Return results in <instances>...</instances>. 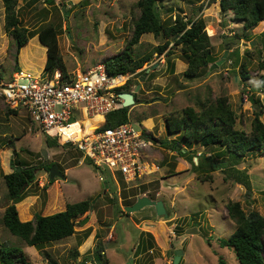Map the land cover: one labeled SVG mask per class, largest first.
I'll use <instances>...</instances> for the list:
<instances>
[{"label":"rangeland","instance_id":"374dc122","mask_svg":"<svg viewBox=\"0 0 264 264\" xmlns=\"http://www.w3.org/2000/svg\"><path fill=\"white\" fill-rule=\"evenodd\" d=\"M31 1L17 0L16 5L22 25L32 34L29 44L20 49L18 68L24 73H41V77L45 76V55L37 44L36 33L40 28L52 24L60 29V53L67 71L75 74L121 53L129 44L134 21L140 14L136 7L139 0ZM163 3L162 7L157 1L164 25H172L177 17L187 21L200 16L215 62L221 60L225 52L226 56L217 68L210 70L211 64L198 78L187 79L183 74L187 66L181 57V47L171 43L162 55L156 54L155 49L167 39L163 34L148 33L130 47L136 58L152 54L148 65L132 73V81L138 85L144 76H140V72L149 70L136 95L139 103L129 107L128 117L136 130L144 128L154 138L146 167L152 172L158 166V170L142 176V180L125 183L126 188H123L118 172L112 174L106 168H95L79 151L48 148L44 135L31 124L25 111L8 115V108L0 100V248H20L30 264H104L105 261L108 264H173L177 249L182 251L177 264H219L220 261L238 264L234 252L219 245V239L228 238L236 228L226 205L239 202L245 213L255 211L264 217V151L248 152L237 165L249 176V191L225 179L223 170L216 164H212L215 170L210 171V178L198 176L193 168L195 171L198 160L202 161L210 151L198 145L187 146V154L179 157L166 146L180 139V133H168L166 119L183 116L185 108L200 112L201 107L224 97L235 115V129L249 132L257 109L261 111L260 121L264 124V24L246 31L232 11H220L218 0H164ZM168 51L172 52L169 57ZM13 57L14 46L4 30V8L0 0L1 79L17 72ZM168 62L174 66L177 63L173 73ZM243 63L245 79L240 75ZM137 85H133L131 92ZM57 140L63 141L62 138ZM44 150L47 158L43 156ZM15 158L33 166L47 159L46 163H53L65 175L63 180L50 181L44 169L36 172L27 197L15 204L21 221L63 211L67 204L90 201L91 209L76 219L75 233L71 237L38 249L27 246L3 226L2 216L11 205L3 175L12 172ZM203 164L210 170L207 162ZM142 191L154 194L155 201L163 202L165 217L157 216L153 207L131 214L124 211L123 194L132 201L135 194ZM86 218L88 220L82 224ZM191 228L197 233L186 234ZM87 231L89 235L83 239ZM142 232L150 233L155 245L152 251L136 256ZM262 240L264 243V235ZM99 246L104 250L101 261L94 257V249Z\"/></svg>","mask_w":264,"mask_h":264},{"label":"trees","instance_id":"16d2710c","mask_svg":"<svg viewBox=\"0 0 264 264\" xmlns=\"http://www.w3.org/2000/svg\"><path fill=\"white\" fill-rule=\"evenodd\" d=\"M37 0H32L34 3ZM48 3L52 0H46ZM160 5L164 6V0H139L136 7L140 14L134 21V28L129 44L116 56L109 57L104 61L108 74L111 76L118 74H132L141 69L145 64H149L152 54H145L136 58L130 47L139 43L142 36L152 33L155 36L163 34L167 39L164 45L155 49L157 55H162L169 44L173 43L175 47H181V57L186 63L184 76L187 79H194L200 76L202 70L213 64L216 60L211 55L209 47V38L204 31L205 23L199 16L195 19L184 21L177 17L172 25L166 26L160 19L158 12ZM4 8V30L10 37L14 46L15 69L18 68V55L20 49L29 41L32 35L26 27L22 25L19 19V11L16 10L17 0H2ZM220 11H232L236 20L241 21L246 31L255 28L258 24H264V0H218ZM201 8V6H200ZM60 29L52 24L44 26L38 30L36 36L42 46L46 48V62L44 72L49 78L55 72H60L62 80H69L73 75L67 71L64 59L60 53L58 45V35ZM264 34V32H263ZM167 57L172 52H166ZM169 69L174 72V63L168 62ZM263 64V63H262ZM264 67V65H263ZM245 64L240 66V75L243 79L247 77ZM145 69L140 72V76L145 74ZM135 84L130 80L123 88H118L120 93H131V88ZM252 102L253 99H251ZM139 99H135V104ZM129 107L123 108L107 114L103 122L96 125L92 131H101L107 128L115 127L128 122ZM183 116L177 118H167L166 127L170 135L180 133L178 141L168 142L171 149L176 151L179 157L187 154V146L198 145L201 148L210 151L208 156L198 160V167L193 168L198 176L209 177L210 171L215 170L212 164L217 165L223 170L225 179L232 180L242 185L247 191L251 184L246 170H239L237 165L239 161L248 152L264 151V124L260 121L261 111H254V116L250 123L249 132L235 129V115L231 111L226 99L223 97L214 104L207 107H201L200 112H195L192 108H185ZM17 111L8 109V115H17ZM147 138L153 140L151 134ZM44 143L48 148L61 147L71 148L70 145L59 142L44 135ZM183 149L186 151L183 152ZM15 154V153H14ZM202 156V155H201ZM200 158V156H197ZM219 159V160H218ZM207 162L210 170L203 164ZM12 172L3 175V180L7 189V198L11 205L7 206L2 216V224L7 231L18 237L29 247L41 249L44 245L59 242L71 237L77 225L76 219L90 210V201L84 200L78 203L67 204L63 211L51 215H35L32 221L23 222L19 210L15 204L20 203L27 197V192L34 183L37 171L44 169L48 172L53 163L40 162L39 165H27L17 158L12 161ZM20 169V170H18ZM123 188H126L123 180H120ZM143 189V188H142ZM45 190V187L41 188ZM146 191V190H145ZM142 191L135 194L134 200L123 194L121 204L131 206L136 201L138 195H146L151 200H155V195ZM229 218L235 222L236 228L228 238L219 239V245L231 249L236 257L238 264H264L263 235H264V217L257 212L251 211L245 213L240 207L239 202H229L226 205ZM53 213V212H52ZM89 231L83 234L86 239ZM154 239L148 232H142L140 240L135 249V255L152 251L154 248ZM75 256L77 253L75 252ZM104 256V250L101 246L94 249L95 260L101 261ZM0 264H30L20 248L3 246L0 248ZM104 264H108L105 261ZM219 264H224L220 261Z\"/></svg>","mask_w":264,"mask_h":264},{"label":"built area","instance_id":"2783aa9c","mask_svg":"<svg viewBox=\"0 0 264 264\" xmlns=\"http://www.w3.org/2000/svg\"><path fill=\"white\" fill-rule=\"evenodd\" d=\"M72 75L69 80H62L60 72L51 78L47 74L41 77L15 72L7 79L0 78V100L8 109L24 110L41 134L59 139L61 129L67 126L79 122L80 130H84V118L101 117L103 122L107 114L120 109L122 99L117 89L125 87L134 76H111L104 62ZM75 117L81 122L72 121ZM148 134L144 128L136 130L129 119L124 124L62 142L82 153L95 168H106L112 174L116 171L124 183H132L158 170V166L152 172L146 167L152 147Z\"/></svg>","mask_w":264,"mask_h":264},{"label":"water","instance_id":"95a60500","mask_svg":"<svg viewBox=\"0 0 264 264\" xmlns=\"http://www.w3.org/2000/svg\"><path fill=\"white\" fill-rule=\"evenodd\" d=\"M62 10H64V8H62ZM225 56H226V52L223 54V57L221 60L213 63L210 66V70L215 69L218 66H220L223 63ZM148 72H149V70L147 69L145 71V74H144L143 78L141 79L140 83L135 87V89L131 93L123 92L120 94V98L122 99V107L123 108H128V107L135 105V99H136V95L138 93V90L140 88V84L142 83L144 77H146ZM42 153H43V156L45 158H47V156H46L47 154H46L45 150ZM45 162H47V159ZM18 170H20V169H18ZM48 175H49L48 177H49L50 181H53L55 178L63 180L65 177L63 172H61L58 169V167L54 164L51 165V167L49 168ZM91 207H92V205L90 204V209H91ZM145 207H153L157 216H164V217L166 216V211H165L163 202L160 200H157V201L151 200L146 196L137 197L134 204H132L131 206L124 207V211L131 214V213L138 212L139 210H142ZM87 220H88V218H86L81 223L84 224ZM185 233L186 234H196L197 230L195 228H191V229L186 230ZM181 254H182L181 249H177L174 251L173 264L178 263ZM130 261H131V259H130Z\"/></svg>","mask_w":264,"mask_h":264},{"label":"bare ground","instance_id":"6f19581e","mask_svg":"<svg viewBox=\"0 0 264 264\" xmlns=\"http://www.w3.org/2000/svg\"><path fill=\"white\" fill-rule=\"evenodd\" d=\"M102 122L101 117H96L94 119H86L84 118L82 124L85 126L84 130H80L79 128V122L74 123L70 126H67L63 129H61V138L66 139V138H72L74 140L79 139L84 133H89L93 130V128L99 123Z\"/></svg>","mask_w":264,"mask_h":264},{"label":"crops","instance_id":"0c3cea01","mask_svg":"<svg viewBox=\"0 0 264 264\" xmlns=\"http://www.w3.org/2000/svg\"><path fill=\"white\" fill-rule=\"evenodd\" d=\"M37 41H38V38H37ZM29 44V43H28ZM37 44H38V46H39V48L41 47V49L43 50V53H44V55H45V59H44V62H46V48L44 47V46H42L41 44H40V42L38 41L37 42ZM26 46V45H25ZM37 48V47H36ZM22 51V50H21ZM45 64V63H44ZM177 67V63L175 64V67L174 68H176ZM178 69V68H177ZM24 72V71H23ZM27 73V72H26ZM30 74V73H29ZM41 74V73H40ZM40 74H31V75H33V76H38V75H40ZM13 164V163H12ZM141 196H146V195H141ZM140 196V197H141Z\"/></svg>","mask_w":264,"mask_h":264},{"label":"clouds","instance_id":"9594fccd","mask_svg":"<svg viewBox=\"0 0 264 264\" xmlns=\"http://www.w3.org/2000/svg\"><path fill=\"white\" fill-rule=\"evenodd\" d=\"M123 93V92H122ZM198 156V153L196 154Z\"/></svg>","mask_w":264,"mask_h":264}]
</instances>
